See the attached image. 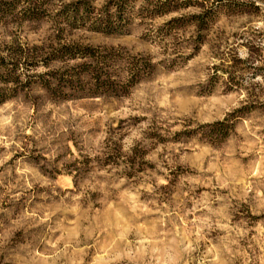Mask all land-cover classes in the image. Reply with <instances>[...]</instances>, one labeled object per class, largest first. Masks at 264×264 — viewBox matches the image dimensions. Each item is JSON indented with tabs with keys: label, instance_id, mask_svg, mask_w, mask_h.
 Wrapping results in <instances>:
<instances>
[{
	"label": "rangeland",
	"instance_id": "374dc122",
	"mask_svg": "<svg viewBox=\"0 0 264 264\" xmlns=\"http://www.w3.org/2000/svg\"><path fill=\"white\" fill-rule=\"evenodd\" d=\"M69 1L0 0V42L114 46L152 68L125 95L34 82L0 103V264H264V0H218L203 29L199 5L142 16L136 0L122 33L69 27ZM240 106L226 134L209 124Z\"/></svg>",
	"mask_w": 264,
	"mask_h": 264
},
{
	"label": "trees",
	"instance_id": "16d2710c",
	"mask_svg": "<svg viewBox=\"0 0 264 264\" xmlns=\"http://www.w3.org/2000/svg\"><path fill=\"white\" fill-rule=\"evenodd\" d=\"M28 6L35 0H26ZM136 0H105L96 6L92 0H71L61 4L57 14L69 27L84 26L106 33H122L128 30ZM142 0L139 13L142 16L159 15L182 6L195 4L202 11L193 13L192 20L199 29L212 20L210 9L218 0ZM254 4V3H253ZM215 11V10H213ZM181 16H172L165 24L177 25ZM81 58L57 68L36 71L39 65L48 66L54 60ZM122 62L124 64H122ZM152 63L148 58L125 59L121 48L107 45H91L63 42L57 45L30 44L17 38L0 42V103L18 94L32 83L38 82L49 98L63 99L80 96H120L149 73ZM123 73V74H122ZM245 109H233L222 119L212 123L224 135L233 126L234 117Z\"/></svg>",
	"mask_w": 264,
	"mask_h": 264
}]
</instances>
